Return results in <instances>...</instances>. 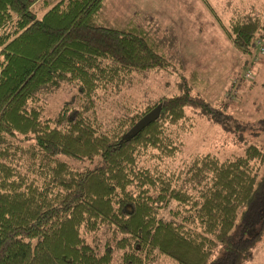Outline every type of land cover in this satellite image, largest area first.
<instances>
[{
	"label": "trees",
	"instance_id": "16d2710c",
	"mask_svg": "<svg viewBox=\"0 0 264 264\" xmlns=\"http://www.w3.org/2000/svg\"><path fill=\"white\" fill-rule=\"evenodd\" d=\"M102 1L0 0V264H112L116 251L115 264H152L157 254L176 264L247 263L264 239L263 151L249 144L231 158L194 155L167 174L136 158L146 150L172 156L163 125L186 108L238 138L251 124L179 73L174 93L146 100L121 128L99 131L96 91L174 71L162 52L172 35L154 37L133 22L102 25ZM224 30L237 51L264 53L253 42L264 17L237 14ZM62 85L75 99L44 116L43 98ZM157 103V118L135 130ZM254 124L264 134V117ZM170 202L168 217H159Z\"/></svg>",
	"mask_w": 264,
	"mask_h": 264
},
{
	"label": "rangeland",
	"instance_id": "374dc122",
	"mask_svg": "<svg viewBox=\"0 0 264 264\" xmlns=\"http://www.w3.org/2000/svg\"><path fill=\"white\" fill-rule=\"evenodd\" d=\"M253 14L264 17V0H103L99 22L114 27L129 22L139 24L154 37H174L171 48L162 49L172 56L169 71L135 74L130 86L117 90L96 91L92 114L97 129L109 132L122 127L127 115L140 108L148 99L174 93L179 73L194 80L193 88L207 101L223 105L233 118L248 122L252 128L240 138L223 132L216 124L189 108L183 118L163 125L167 139L176 147L170 157H154L152 151L136 158L140 166L169 173L183 168L194 155L210 153L219 160L231 158L253 144L264 152V134L257 131L254 121L264 117V53L248 56L232 47L224 28L231 16ZM254 52V51H253ZM252 60V61H250ZM248 71V76L244 75ZM75 91L62 85L43 98V115L52 116L62 105L70 106ZM74 106L76 104H73ZM61 158L75 168L89 166L84 160ZM169 203L159 217L167 218ZM94 234V233H93ZM103 242L100 232L94 234ZM89 239V235H84ZM114 253L112 264H115ZM152 264H176L164 255H156ZM245 264H264V239L255 247L253 258Z\"/></svg>",
	"mask_w": 264,
	"mask_h": 264
},
{
	"label": "water",
	"instance_id": "95a60500",
	"mask_svg": "<svg viewBox=\"0 0 264 264\" xmlns=\"http://www.w3.org/2000/svg\"><path fill=\"white\" fill-rule=\"evenodd\" d=\"M159 110H160V104L157 103L155 106H153L151 109H149L147 112H145L135 121L133 128L135 130H139L149 122L156 119L159 114Z\"/></svg>",
	"mask_w": 264,
	"mask_h": 264
},
{
	"label": "built area",
	"instance_id": "2783aa9c",
	"mask_svg": "<svg viewBox=\"0 0 264 264\" xmlns=\"http://www.w3.org/2000/svg\"><path fill=\"white\" fill-rule=\"evenodd\" d=\"M253 42L258 47L259 51H262L264 48V31H261L260 33H258L254 37Z\"/></svg>",
	"mask_w": 264,
	"mask_h": 264
}]
</instances>
